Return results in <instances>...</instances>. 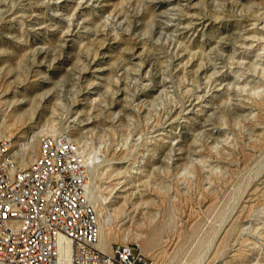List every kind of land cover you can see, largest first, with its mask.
<instances>
[{
    "label": "rangeland",
    "instance_id": "rangeland-1",
    "mask_svg": "<svg viewBox=\"0 0 264 264\" xmlns=\"http://www.w3.org/2000/svg\"><path fill=\"white\" fill-rule=\"evenodd\" d=\"M51 125L81 139L112 244L264 264V0H0V135L20 167Z\"/></svg>",
    "mask_w": 264,
    "mask_h": 264
},
{
    "label": "built area",
    "instance_id": "built-area-1",
    "mask_svg": "<svg viewBox=\"0 0 264 264\" xmlns=\"http://www.w3.org/2000/svg\"><path fill=\"white\" fill-rule=\"evenodd\" d=\"M11 142L0 135V264H59L65 241L72 264H151L139 245L97 246L101 228L87 195L85 157L69 134L43 136L24 167Z\"/></svg>",
    "mask_w": 264,
    "mask_h": 264
},
{
    "label": "bare ground",
    "instance_id": "bare-ground-1",
    "mask_svg": "<svg viewBox=\"0 0 264 264\" xmlns=\"http://www.w3.org/2000/svg\"><path fill=\"white\" fill-rule=\"evenodd\" d=\"M8 126L10 127L11 124H8ZM49 132H51L53 135L58 134V133L60 134V130L55 125H51V127L49 128ZM80 141L81 139L79 137L73 138L70 135V143H71V146H73L74 148H81V146L78 143ZM35 142H36V136L34 134L29 135L26 138V140L23 142V149H24L25 154L30 155L32 159L35 157L37 153V151L35 153ZM42 144H43V137H41L40 139L39 149L42 148ZM11 151H12V142H11ZM81 152H83L84 154L85 163H86L90 159V157L89 156L86 157V154L84 153L82 148H81ZM21 158L23 161L25 160L24 156ZM87 195L90 200H93L95 198V191L91 189V187L88 185V182H87ZM112 236H113L112 228H110L107 223L104 224L101 227L100 239L97 243V246L105 251H111L113 247V244L111 242ZM58 261H59V264H72L71 250H70V245L68 241H65L64 243L61 244V251H60Z\"/></svg>",
    "mask_w": 264,
    "mask_h": 264
}]
</instances>
